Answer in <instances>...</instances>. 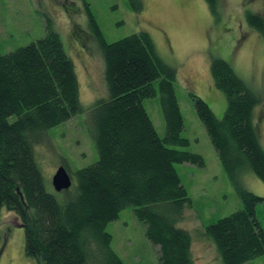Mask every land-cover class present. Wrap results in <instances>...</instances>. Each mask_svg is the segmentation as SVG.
I'll return each instance as SVG.
<instances>
[{"label": "trees", "instance_id": "obj_1", "mask_svg": "<svg viewBox=\"0 0 264 264\" xmlns=\"http://www.w3.org/2000/svg\"><path fill=\"white\" fill-rule=\"evenodd\" d=\"M132 2L135 12L143 10L142 0ZM205 2L218 13L220 0ZM87 12L106 60L107 96L88 109L99 160L77 172L76 187L64 191V202L47 191L34 143L84 112L75 65L53 28L26 47L0 52V212L6 207L19 217L25 254L36 264H125L107 228L129 207L158 247L159 264H194L191 235L177 226L191 199L176 164L204 167L205 161L186 150L176 70L159 57L149 33L107 43L89 7ZM247 19L264 37V16L248 13ZM211 70L228 100L223 119L202 98L192 99L244 208L210 225L206 234L224 264H245L264 255L257 217L264 198L241 185L247 171L264 182V149L254 123L260 98L225 60L215 59ZM157 81L165 138L144 107V100L157 94Z\"/></svg>", "mask_w": 264, "mask_h": 264}, {"label": "rangeland", "instance_id": "obj_2", "mask_svg": "<svg viewBox=\"0 0 264 264\" xmlns=\"http://www.w3.org/2000/svg\"><path fill=\"white\" fill-rule=\"evenodd\" d=\"M143 10L134 11L132 0H0V52L4 55L44 38L48 28L56 31L72 59L79 82L84 112L48 131L43 142L34 143L35 160L49 193L56 192L53 177L64 166L74 190L77 172L99 160L89 129V111L107 96L105 58L99 36L89 22L87 7L107 43L145 31L152 37L159 57L174 70L176 95L184 121L186 150L201 155L204 167L176 164L181 182L191 199L177 226L192 238L194 264H224L214 240L206 234L210 225L244 208L240 194L223 168L206 128L199 119L192 96L202 98L219 120L228 100L212 74L215 59L225 60L260 98L254 123L264 149V37L252 26L248 13L264 16V0H220L218 13L205 0H142ZM157 94L144 100L157 133L166 136L159 81ZM241 185L264 198V182L252 171ZM264 230V202L257 206ZM0 264H36L25 254V234L19 217L6 207L0 212ZM112 247L125 264H159L158 247L146 236L135 217L134 207L123 210L109 224ZM245 264H264V255Z\"/></svg>", "mask_w": 264, "mask_h": 264}, {"label": "water", "instance_id": "obj_3", "mask_svg": "<svg viewBox=\"0 0 264 264\" xmlns=\"http://www.w3.org/2000/svg\"><path fill=\"white\" fill-rule=\"evenodd\" d=\"M73 185L71 175L67 169L62 166L53 177V186L56 192L69 190Z\"/></svg>", "mask_w": 264, "mask_h": 264}]
</instances>
